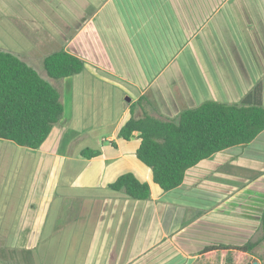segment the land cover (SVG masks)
<instances>
[{
	"label": "crops",
	"instance_id": "obj_1",
	"mask_svg": "<svg viewBox=\"0 0 264 264\" xmlns=\"http://www.w3.org/2000/svg\"><path fill=\"white\" fill-rule=\"evenodd\" d=\"M0 32L22 38L63 105L38 148L0 138V264H192L207 246L262 243L264 130L168 191L137 158L138 132H118L131 116L240 103L257 83L264 105V0H0ZM58 50L83 70L40 73ZM127 172L148 199L108 187Z\"/></svg>",
	"mask_w": 264,
	"mask_h": 264
},
{
	"label": "trees",
	"instance_id": "obj_2",
	"mask_svg": "<svg viewBox=\"0 0 264 264\" xmlns=\"http://www.w3.org/2000/svg\"><path fill=\"white\" fill-rule=\"evenodd\" d=\"M42 63L54 79L78 73L84 67L80 58L64 50L48 54ZM62 113L59 90L16 55L0 51V138L38 148ZM262 130L264 105L261 83H257L240 103L205 101L170 120L149 114L131 116L118 135L130 139L138 132L137 158L151 169L153 181L168 191L180 185L186 170L200 160L230 146L247 144ZM97 153L85 150L82 155ZM108 187L133 199L150 197L149 185L131 172L121 174ZM260 231L259 242L264 244V208ZM256 245L249 241L239 246H207L192 264H249Z\"/></svg>",
	"mask_w": 264,
	"mask_h": 264
},
{
	"label": "rangeland",
	"instance_id": "obj_3",
	"mask_svg": "<svg viewBox=\"0 0 264 264\" xmlns=\"http://www.w3.org/2000/svg\"><path fill=\"white\" fill-rule=\"evenodd\" d=\"M246 25V24H245ZM249 33V34H248ZM244 35L246 36V39L248 41V44L253 52V55L258 56V47L255 43V41L251 38L254 36V32L252 36H250V32H244ZM253 40V41H252ZM257 50V51H256ZM0 51H8L20 59H22V38L18 35H16L15 32H0ZM38 71L40 73L43 72V66H39ZM255 259H260L261 262L264 258V245L263 243H260L257 245L254 251Z\"/></svg>",
	"mask_w": 264,
	"mask_h": 264
},
{
	"label": "water",
	"instance_id": "obj_4",
	"mask_svg": "<svg viewBox=\"0 0 264 264\" xmlns=\"http://www.w3.org/2000/svg\"><path fill=\"white\" fill-rule=\"evenodd\" d=\"M249 264H260L257 260L249 262Z\"/></svg>",
	"mask_w": 264,
	"mask_h": 264
}]
</instances>
